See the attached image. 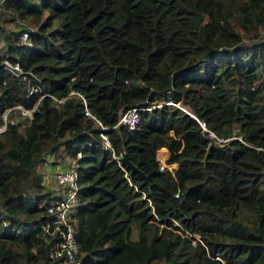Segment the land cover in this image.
<instances>
[{"label":"trees","instance_id":"trees-1","mask_svg":"<svg viewBox=\"0 0 264 264\" xmlns=\"http://www.w3.org/2000/svg\"><path fill=\"white\" fill-rule=\"evenodd\" d=\"M3 7L0 122L9 106H35L0 132V264H60L42 228L53 196L36 169L57 152L77 162L75 264H264V0ZM4 55L28 79L2 67ZM69 88L96 119L76 96L54 104L41 94ZM130 105L139 106L134 126L116 123ZM197 119L230 138L209 144ZM160 146L171 170L158 166Z\"/></svg>","mask_w":264,"mask_h":264},{"label":"built area","instance_id":"built-area-1","mask_svg":"<svg viewBox=\"0 0 264 264\" xmlns=\"http://www.w3.org/2000/svg\"><path fill=\"white\" fill-rule=\"evenodd\" d=\"M3 1L0 0V9H3ZM27 32L26 30L20 31V39L22 41L26 40ZM2 67H5L10 70L13 74H19L22 78L28 79L26 76V71L21 69L20 65L17 61H10L7 58V55H4L2 59ZM262 78H264V74L262 73ZM38 88L36 83H30L28 91L34 90ZM262 92L264 97V83L262 86ZM41 94L49 95L54 101V104H58L63 102L66 97H70L71 95L76 96L79 98L80 102L82 103V112L92 118H95L92 112L87 107L86 101L82 93L74 88H69L68 91L64 95H54L47 91H42ZM166 103L172 104L179 108L182 111L187 112L189 115L193 116L190 109L180 104L179 102H174L171 100H166ZM160 103H154L152 105H159ZM35 106V103L28 108L21 106L20 104H15L12 106L7 107L3 114V121L0 122V132L4 129V120L8 116H6V111L8 109H14V114L21 113L27 115L28 117L31 116V109ZM139 106L130 105L124 108L122 111H119L116 123L123 122L128 127H133L135 122L138 119V110ZM11 112V113H12ZM96 119V118H95ZM199 125L201 126L203 134H205L208 138L216 140L219 142H224L229 136L221 137L216 135L213 131L208 129L203 120L197 119ZM105 128V125H101ZM100 136L103 139V146H110L109 142L106 138V135L100 132ZM238 137V136H237ZM161 155L155 152V157L158 160L159 168L166 166L168 169L171 170L172 167L167 165V157H168V149L164 146H160ZM159 148V147H158ZM155 149V151L158 150ZM121 153L116 155L115 157L118 160V157ZM79 155V151H76V156ZM114 155V154H113ZM119 161V160H118ZM64 163H58L59 166L52 172V181L54 184V191L52 193V198L48 201L45 205V210L47 211L49 218L45 223L42 224L43 230L50 236V243L48 247V255L55 259L60 264H75L77 262L76 255L78 253V245L74 238V227H73V213L75 210V206L77 204V183H76V159L75 157L69 158L65 157ZM188 232H184L187 234ZM194 237H197L196 233H189ZM194 242V239H191ZM215 258H219L217 254L213 255Z\"/></svg>","mask_w":264,"mask_h":264},{"label":"rangeland","instance_id":"rangeland-1","mask_svg":"<svg viewBox=\"0 0 264 264\" xmlns=\"http://www.w3.org/2000/svg\"><path fill=\"white\" fill-rule=\"evenodd\" d=\"M8 25H12L11 23H8ZM244 40H247V38H244ZM14 114V112L10 113L8 117L12 116ZM160 148L162 149V147H159L157 151H155L156 153H158V155H161V152H160ZM47 154H50L51 155V158L54 159V161H52L51 163L53 162H57V163H64V159L65 157H69V158H72L70 156H67L65 154H62V152H57V154H51V153H46ZM42 161L39 162L37 165H36V169L42 171V168L45 167V169H49V167H46L48 165L46 164H42ZM167 165L170 166V167H175L176 163L173 161V162H167ZM43 166V167H42ZM42 176H43V181L44 183L47 184V176H46V173L44 171H42ZM50 176H52V173L50 174ZM50 180V178L48 179ZM48 189H50L51 193L53 192L52 191V187H53V182H52V177H51V183H48L47 185H45ZM174 223H176V221H174ZM135 229H132V234L131 235H135Z\"/></svg>","mask_w":264,"mask_h":264},{"label":"crops","instance_id":"crops-1","mask_svg":"<svg viewBox=\"0 0 264 264\" xmlns=\"http://www.w3.org/2000/svg\"><path fill=\"white\" fill-rule=\"evenodd\" d=\"M52 161H54V159L51 158V155L50 154H47L45 156V159L42 161V164L44 163V164L48 165L46 167H49V169H45V167L42 166L43 167L42 168V171H44L46 173V176H47V184L48 183H51V177L52 176H50V174L53 172L54 169H56L57 166H59V164L57 162L51 163ZM38 171H40V170H38ZM42 171H40L41 176H42ZM49 178H50V180H48ZM42 181H43V176H42ZM43 183H44V181H43ZM44 184L47 185L46 183H44ZM54 188L55 187H54V184H53L52 191H54Z\"/></svg>","mask_w":264,"mask_h":264},{"label":"water","instance_id":"water-1","mask_svg":"<svg viewBox=\"0 0 264 264\" xmlns=\"http://www.w3.org/2000/svg\"><path fill=\"white\" fill-rule=\"evenodd\" d=\"M12 111H14V109H8L7 111H6V116H9V114L12 112ZM208 143L209 144H213V143H218L216 140H214V139H212V138H210L209 140H208ZM118 160H119V162L120 163H122V164H124L125 165V167L126 168H129V171L131 172V171H139L140 172V170L130 161V159L128 158V156H127V154H125V153H123V154H121L120 156H119V158H118ZM142 175H143V173H141Z\"/></svg>","mask_w":264,"mask_h":264},{"label":"clouds","instance_id":"clouds-1","mask_svg":"<svg viewBox=\"0 0 264 264\" xmlns=\"http://www.w3.org/2000/svg\"><path fill=\"white\" fill-rule=\"evenodd\" d=\"M120 155H121V154H120ZM120 155H119V156H120ZM118 158H119V157H118ZM119 164H121V163L119 162Z\"/></svg>","mask_w":264,"mask_h":264}]
</instances>
